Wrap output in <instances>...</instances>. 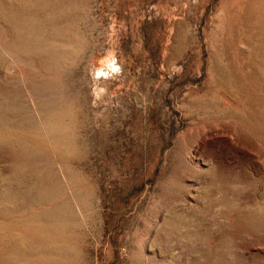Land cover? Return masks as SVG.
<instances>
[{
    "label": "rangeland",
    "instance_id": "obj_1",
    "mask_svg": "<svg viewBox=\"0 0 264 264\" xmlns=\"http://www.w3.org/2000/svg\"><path fill=\"white\" fill-rule=\"evenodd\" d=\"M0 264H264V0H0Z\"/></svg>",
    "mask_w": 264,
    "mask_h": 264
}]
</instances>
